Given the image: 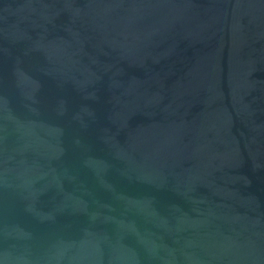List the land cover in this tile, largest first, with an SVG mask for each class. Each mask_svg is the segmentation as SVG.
Here are the masks:
<instances>
[{"label": "water", "instance_id": "obj_1", "mask_svg": "<svg viewBox=\"0 0 264 264\" xmlns=\"http://www.w3.org/2000/svg\"><path fill=\"white\" fill-rule=\"evenodd\" d=\"M0 264H264V0H0Z\"/></svg>", "mask_w": 264, "mask_h": 264}]
</instances>
